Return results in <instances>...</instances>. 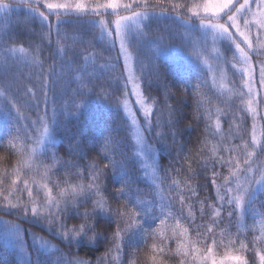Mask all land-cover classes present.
<instances>
[{"label":"trees","instance_id":"trees-1","mask_svg":"<svg viewBox=\"0 0 264 264\" xmlns=\"http://www.w3.org/2000/svg\"><path fill=\"white\" fill-rule=\"evenodd\" d=\"M22 10L13 11L16 19L0 28V92L7 88L9 100L17 102L12 107L0 97V178L5 181L0 264H212L230 254L260 264L264 192L244 212L226 203L221 207L224 178L234 180L235 164L212 166L220 157L242 160L245 142L251 150L250 98L234 72L228 70L232 92H220L175 25L148 24L144 36L129 44L142 96L151 106L147 125L140 117L141 151L123 107L128 85L119 49L101 35L97 19L72 17L58 35L56 17L50 16L49 34L46 24ZM13 47L24 51L10 52L6 59L5 49ZM38 117L49 125L52 139L33 152L41 139L40 125L33 123ZM110 161L115 166L105 168ZM93 165L101 170L98 192L78 196L73 207L72 189L87 187ZM25 180L32 200L23 190ZM5 195L30 207L34 201L42 216L59 211L56 201L60 208L68 201L65 228L85 225V231L69 243L57 234L59 225L6 208ZM99 200L104 212L97 208ZM86 212L93 215L86 218Z\"/></svg>","mask_w":264,"mask_h":264},{"label":"snow or ice","instance_id":"snow-or-ice-1","mask_svg":"<svg viewBox=\"0 0 264 264\" xmlns=\"http://www.w3.org/2000/svg\"><path fill=\"white\" fill-rule=\"evenodd\" d=\"M42 3V0H17V4L26 6L29 11L31 12L33 18L39 17L42 24H46L49 28V34L51 32V21L50 16L56 17V28H57V34L59 35V27L61 24L69 23L71 21L72 17H75L79 19L81 16L92 14V15H102L101 9L107 10L112 9L113 12H115L119 7L118 0H107L106 3L103 5L97 4L96 6L92 8H88L83 2H77L74 5L69 2V0H63V2H47L44 4V7L48 10V13L46 14L44 11L40 10V4ZM133 3L137 6H142L144 9L143 11H133L132 10V4H126L124 5L125 11H132V15L130 16H121L119 19L115 21V35L120 40V48L122 53L125 55V61L127 64L128 59L131 57V53L127 52V49L125 47V42L128 41L131 43L128 38L130 36H133V34L143 35V33H138V29L140 28V25L143 23L144 20L148 19L151 15L147 11L148 8H154L162 3V0H156V3H149V0H133ZM252 3L253 0H243V3H239V0H204L202 6L196 5L194 7H189L188 11L192 13L193 16L199 17L201 19V27L209 28L213 30V32H216L219 34V37H225L229 39H233L232 33L229 31L230 28L235 29V32L243 38V42L247 44L248 48H252V42L250 38L251 34V28L249 27V21L247 19H244V26L248 31L241 30V26L237 20L238 14L240 15H246L247 12L252 11ZM256 4L258 7L264 8V0H256ZM11 5L7 3H0V10H6L9 9ZM178 7H184V5H173L172 10L175 11ZM202 7L203 16H201L200 9ZM167 9H165L166 11ZM259 15L261 18L256 20V26L260 31H264V11H261L260 13H253V16ZM224 17H227V21L225 23H212V20H222ZM209 20V23L205 24V20ZM230 22V23H229ZM92 23H97L96 21H93ZM107 22L106 21H99V25L101 28V32L104 33L107 31L106 27ZM109 34H111L109 32ZM135 38V37H134ZM236 49L240 52V55L245 63H248L249 56L244 51L243 48H241L240 43L235 44ZM16 51L23 52L24 49L20 48H6L5 49V58H8V53H15ZM35 62H39L38 60ZM246 74L251 78V71L250 69L245 70ZM135 77L132 75V73H129V81L133 82L134 89L138 88L139 85L134 83ZM260 82L261 85L264 86V62L261 63L260 66ZM248 87V94L251 96L253 89L250 85H246ZM7 88H5L4 92H0V97H3L4 103L11 104L12 107H16V103L13 100H9L8 96L6 95ZM28 93H32V89H27ZM35 95L34 93H32ZM139 95V93H137ZM46 96V93H44ZM139 103L143 105V100H139ZM249 106L253 103L252 100H249ZM124 107L127 108V101L124 102ZM250 111L255 114L254 109L249 108ZM149 110L145 108V116H148ZM17 115L19 116V109H17ZM34 124L40 125V131L38 135L40 136L39 143L44 142V138H47L50 135V129L47 122H45L43 117H38L37 121L33 122ZM217 129H219V123L215 125ZM35 131V130H34ZM26 139H32L31 136H27ZM142 138L137 137L138 143L140 142ZM239 147V146H237ZM257 149H259L260 153H264V144L260 143L256 139L255 135V129H253L252 139H251V150H249V145L245 142L244 143V153L243 158L241 159H235V158H229L227 161L224 160L223 157H220L217 161L213 163V167H215L216 163L221 164L223 166L224 163L228 164H235L236 171L232 172V176L234 177V180H229L227 177L224 178V195L220 197V200L222 201L221 207L224 203L228 205H234L235 209H239L241 212L245 211V207L251 206L255 199L257 198L259 192H264V165H256L254 162V157L258 155ZM35 149H33V152ZM151 158V157H149ZM52 160L55 161V155L53 154ZM109 166H115L114 162H109L105 164V168H108ZM75 167V165H73ZM93 169L95 174L92 175L91 182L85 186L80 185L78 186L79 190L77 191L76 188L72 189V196L73 199L71 201V204L73 207L76 206V198L78 196H83L86 198L87 192H92L95 190L98 192V185L96 181L99 179L101 170L99 168H96L95 165H93ZM237 172L243 173V179H241V176L237 174ZM213 175L216 176L217 173L213 172ZM19 178V177H18ZM5 183L3 178H0V185H3ZM28 180L24 181V189L27 191L28 197L30 200L33 199V191L30 187H28ZM213 183H215V180H213ZM235 183V188H233L231 185ZM16 184V181H12V185L14 186ZM255 185H258L259 187H255ZM43 187L47 188V185L45 184ZM20 189H17V191H23ZM121 193H123V189H118ZM233 192L236 194L233 195ZM66 195L65 190H61L59 192V196L64 197ZM46 196L48 197L49 201L51 202V189H48ZM4 200L7 201V203L4 205L6 208L15 210L19 212L20 214L27 217L29 213H31V216L40 221V222H47L49 226L59 225V228H56L57 234L63 239L67 240L69 243L76 240L78 236L81 235L85 231V225H81L79 229H66L63 224V216L67 213L68 210V201L64 202V207L60 208L59 204L60 201H56V205L59 208V211L56 213H49L48 216H42L40 213V210L35 205V202L33 201L31 207L24 203L23 201H20L19 197H17L18 203H12L8 196H4ZM97 208L100 212H104L106 210V206L103 202V200H99L96 202ZM126 213H120L117 212V215L123 216ZM86 218L93 215V213H85L84 214ZM232 215V212H229V216ZM130 219L132 220L131 224H128V228L131 229L135 224V215L133 214ZM121 229H117L116 237L120 238ZM211 231V229H209ZM117 248H119V244H117ZM241 248H246V245H241ZM163 251V249H161ZM211 251V249H209ZM260 258V264H264V254H259ZM227 260L235 261L236 264H247V261L240 255H227L225 257ZM68 264H83V262H73L69 261ZM212 264H216V261L213 260Z\"/></svg>","mask_w":264,"mask_h":264},{"label":"rangeland","instance_id":"rangeland-1","mask_svg":"<svg viewBox=\"0 0 264 264\" xmlns=\"http://www.w3.org/2000/svg\"><path fill=\"white\" fill-rule=\"evenodd\" d=\"M169 3L162 2L157 9H147L149 13H151L150 17L143 21L138 29V33H143L144 28L150 23H160L166 21L169 25H175L178 29L176 33H182L184 43L188 46V52L191 56L199 59L205 67L208 69L211 77V81L214 86L220 92H232V88L230 86V77L228 75V70L234 72L235 77L239 78L240 85L243 88V91L246 92V95L249 96L250 100L253 101L251 109H254L255 114L250 111L254 123L253 129H255V135L257 141L264 144V86L261 85L260 82V66L261 63L264 62V31H260L256 26V20L260 19L259 15L253 16V13H260L264 11V8L258 7L256 4V0H253L252 3V11L247 12L246 15L238 14L237 20L241 26V30L248 31V29L244 26V19L249 21V27L251 28V42L252 48L249 49L247 44L243 42V38L240 37L235 29L230 28L229 31L232 33L233 39L225 37H219V34L213 32V30L205 27H201V19L199 17L193 16L190 11H188L189 7H194L196 5L203 4L204 0H188L187 4L189 7H178L175 11L172 10L173 5H184V0H168ZM47 2H63V0H42L40 4V10L44 11L46 14L48 10L44 7V4ZM73 5L77 2H83L88 8H92L97 4L103 5L107 2V0L93 2L90 0H69ZM120 7L113 12L112 9H107L106 11L101 9L102 15H84L91 16L93 19H97V22L103 20L106 21L107 31L104 33L100 32L102 36H105L110 42H112L118 49L124 64L126 79H127V87H128V95L125 99L127 101V108L123 107L126 112L127 117L131 121L133 127V134L135 136L137 145L141 151L144 150V132L143 126L140 121V117L143 119L144 123L147 125L149 115L145 116V108L151 112V106L144 100L140 87L134 89L133 82L129 81V73L135 77L134 83L139 85V81L137 79V75L135 73L134 68V57L129 49V42H125V47L128 53H131V57L128 59L127 64L125 61V55L122 53L120 48V40L115 35V21L119 19L121 16H130L132 15V11H125L124 5L130 4L128 0H118ZM0 3H7L11 5L9 9L0 10V28L3 29L5 26H9L14 19H16L12 14L13 11H22L27 13L28 16H32L29 9L24 5L17 4V0H0ZM239 3H243V0H239ZM132 10L133 11H143L144 9L134 8L137 6L133 3L132 0ZM165 9H167L165 11ZM200 11L201 16H203L202 7L198 9ZM38 21L41 22L39 17H36ZM227 21V17H224L222 20L216 21L212 20V23H225ZM205 24L209 23V20L204 21ZM230 23V22H229ZM165 25V24H164ZM109 32L111 34H109ZM140 38L144 35L133 34L128 39L132 40L134 37ZM240 43L241 48L249 56L248 63H245L240 55V52L236 49L235 44ZM250 69L251 78L246 74L245 70ZM246 85H250L253 89L251 96L248 94V87ZM139 93V95L137 94ZM143 100V105L139 103V100ZM124 101V102H125ZM146 117V118H145ZM253 134V131H252ZM141 137L142 139L138 143L137 137ZM51 135L47 138H44V142L41 144L38 142L37 148L35 150L41 149L47 142L51 141ZM258 155L256 158V165H264V153H260L259 149L256 150ZM151 163L146 164V170L149 171ZM255 187H259L255 185ZM216 264H236L235 261L222 259L218 261Z\"/></svg>","mask_w":264,"mask_h":264}]
</instances>
